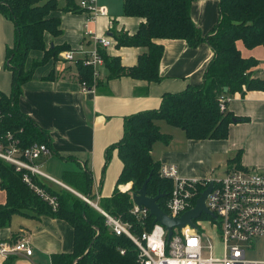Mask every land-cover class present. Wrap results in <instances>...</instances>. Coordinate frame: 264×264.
Returning a JSON list of instances; mask_svg holds the SVG:
<instances>
[{"label":"trees","instance_id":"1","mask_svg":"<svg viewBox=\"0 0 264 264\" xmlns=\"http://www.w3.org/2000/svg\"><path fill=\"white\" fill-rule=\"evenodd\" d=\"M193 0H123L125 15L144 18L134 35L114 34L118 46H139L144 51L138 63L127 67L118 56H109L104 49L106 78L130 76L150 82L159 81L163 39H181L195 47L207 41L214 55L207 65L203 82L191 85L176 93H165L158 109L145 110L125 117L122 138L107 150L106 165L110 151L117 148L123 161L113 195L100 203L101 208L111 215L128 222L132 232L151 230L155 222L149 216L145 225L133 214L132 193L138 191L151 176L147 185L148 195L164 193L160 206L167 211L166 201L173 182L160 176L161 164L152 156L157 141L170 143L172 136L163 133L156 120L182 128L191 139H223L228 136L229 124L243 121L226 110L222 112L218 97L222 93L264 90V78L257 77L254 67L258 59L246 57L239 42L251 49L264 45V0H220L219 21L213 31L203 34L191 15ZM59 9L58 0H0V12L14 23V42L7 46L6 63L12 72L10 94L0 91V134L14 132L21 146L34 142L45 143L52 151L50 134L40 127L20 108L23 86L33 78L37 67L49 60L58 59L63 47H47L45 33L61 34V20L51 13ZM65 11H81L73 0H68ZM33 50L44 51L41 61H35L27 69L26 63ZM79 80L94 88L92 66L75 63ZM54 70L49 78H54ZM97 78V86L100 81ZM2 187L7 194L5 205H0V225H5L14 214L52 215L70 223L74 229V250L70 253L53 255V264H140L139 249L125 234L117 235L107 224L106 217L93 205L74 192L61 187L56 189L40 177L33 179L50 194L57 197L59 206L53 210L47 200L23 181L15 167L0 159ZM92 174L89 170L68 171L64 181L83 195H90ZM132 183L129 191H121L120 184ZM89 198L92 196H88ZM91 199V198H90ZM208 217V215H203ZM122 250L124 253H122ZM17 255L8 256L3 264H14Z\"/></svg>","mask_w":264,"mask_h":264},{"label":"crops","instance_id":"2","mask_svg":"<svg viewBox=\"0 0 264 264\" xmlns=\"http://www.w3.org/2000/svg\"><path fill=\"white\" fill-rule=\"evenodd\" d=\"M73 1L83 10L65 11L68 0H58L59 9L51 13L60 18L62 32L58 36L46 32L45 41L48 48L56 46L63 47V50L57 60L51 59L37 67L33 78L24 84L20 108L50 134L52 151L42 156L44 160H37L38 166H48L51 162L52 166L48 168L53 173L50 175L80 197L83 194L64 181V174L89 170L92 179L90 195L87 196H92L91 200L100 206L113 195L123 170L117 148L110 151L107 165L106 154L122 138L125 117L160 108L165 93L181 92L191 85L201 84L214 52L207 41L192 47L181 39L159 40L164 45L159 81L150 82L130 76L108 79L107 69L103 67L99 85L95 79L94 88L84 91L75 62L64 60L63 53L73 50L79 59L83 52L93 51L92 32L112 39V45L104 48L109 56H118L127 67L134 66L144 48L118 46L114 34L134 35L144 18L125 15L123 0H94L97 9H106L105 14L96 16L81 6L82 0ZM219 4L220 0L192 2V18L205 35L211 33L219 21ZM13 40L14 24L0 12V91L6 94L12 90V72H4L2 67L5 50L13 45ZM239 48L244 56L258 59L253 71L257 77L264 78V45L249 49L239 42ZM43 57L44 51H31L27 69ZM53 70L54 78H49ZM227 110L246 119L231 122L228 136L223 139H191L182 128L163 119L156 120L161 131L170 134L172 140L170 143H154V160L160 164L176 165L179 174L187 178L214 179L218 171L226 175L237 169L264 173V90L231 94ZM47 182L56 189L63 187ZM131 186L129 182L120 184L119 188L125 192ZM2 192L5 202L0 205L3 206L7 194L0 186ZM30 213L21 214L26 220L24 226L17 230L10 226L12 218L5 225H0V241H15L22 234L31 238L33 254L17 255L14 264H53V255L74 250L75 233L69 222L52 215ZM5 259L0 255V264Z\"/></svg>","mask_w":264,"mask_h":264},{"label":"built area","instance_id":"3","mask_svg":"<svg viewBox=\"0 0 264 264\" xmlns=\"http://www.w3.org/2000/svg\"><path fill=\"white\" fill-rule=\"evenodd\" d=\"M94 3V0H82L81 6L94 16L106 13V9H97ZM90 35L95 45L94 50L83 52V57L79 59L83 64L92 66L94 79H97L102 76V68L105 65L101 49L109 47L113 41L109 37L97 36L92 32ZM63 59L75 63L79 60L76 59L73 50L65 51ZM82 89L88 91L92 87L82 83ZM218 100L220 110L225 112L231 95L222 93ZM2 117L0 111V122ZM49 153L50 149L45 143L34 142L24 147L14 132L0 134V159L13 165L16 172L22 174L23 181L47 200L53 210H57L59 206L57 197L33 179L38 176L46 181L64 185L44 172L37 164L39 158ZM159 173L161 177L173 182L166 201L168 215L179 217L193 208L201 192L208 187L210 181H213L206 206L215 216L204 213L194 219L195 227L190 225L181 229L174 227L168 239V230L160 222H154L151 230H145L141 234L134 233L128 222L111 215L88 196L81 197L106 217L107 224L117 235L125 234L136 244L140 264H264V259L248 257L250 250H257L259 245L264 247V173L237 169L228 172L224 177L204 180L181 176L174 164H161ZM2 182L0 176V186ZM132 212L144 225L151 215L148 207L139 208L135 204ZM203 215L208 217L204 218ZM205 219H208V227L204 223ZM207 230L213 231L221 238L222 256L214 254L212 238ZM32 254V241L26 234H22L15 241H0V255L5 258L10 255Z\"/></svg>","mask_w":264,"mask_h":264},{"label":"water","instance_id":"4","mask_svg":"<svg viewBox=\"0 0 264 264\" xmlns=\"http://www.w3.org/2000/svg\"><path fill=\"white\" fill-rule=\"evenodd\" d=\"M150 179L151 176L145 180L138 191L132 193V200L139 208L148 207L150 209L151 216L155 218V222H160L168 230V239L171 237L174 227H179L180 229L187 225L195 227L194 219L199 218L204 213L215 216L206 206V199L213 188V181H210L208 187L201 192L193 208L179 217H172L161 208L158 202L160 198L165 196L164 193L148 195L147 185Z\"/></svg>","mask_w":264,"mask_h":264},{"label":"rangeland","instance_id":"5","mask_svg":"<svg viewBox=\"0 0 264 264\" xmlns=\"http://www.w3.org/2000/svg\"><path fill=\"white\" fill-rule=\"evenodd\" d=\"M13 42H14V40H13ZM0 51H2V46H0ZM5 52H6V50H5ZM2 71H4V72L10 71V69H8V67H7L6 55H5V58L3 60ZM10 83H11V81H10ZM44 159H45L44 157H41V159H39V161L44 160ZM49 159H51V157ZM48 166H52V163L50 162V164ZM48 166L46 164V165L40 166V168L44 172H46V173H49V174L50 173H53V172H50L49 171ZM223 175H225V173L223 171H218V173L215 175V178L224 177ZM4 202H5V195L2 192V193H0V203H4ZM204 218H207V217H204ZM25 220L26 219L23 217V215H21V214H15L12 217V219L10 220V226L12 227V229H16L17 230V229L20 228V226H22V225L24 226ZM207 221H208V219H205V222L204 223H205L206 226L208 224ZM207 232L210 234V236L212 238V242H213V252H214V254L217 255V256H222V254H223V251H222L223 250V244H222L221 238H219L217 236V234L214 233L211 230H207ZM248 257L249 258H252V259H256V260H263L264 259V247H263V245H259L258 249L255 250V251L250 250L248 252Z\"/></svg>","mask_w":264,"mask_h":264}]
</instances>
